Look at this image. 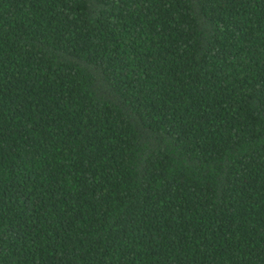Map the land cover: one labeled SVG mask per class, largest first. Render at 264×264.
<instances>
[{"label": "trees", "instance_id": "16d2710c", "mask_svg": "<svg viewBox=\"0 0 264 264\" xmlns=\"http://www.w3.org/2000/svg\"><path fill=\"white\" fill-rule=\"evenodd\" d=\"M0 264H264V0H0Z\"/></svg>", "mask_w": 264, "mask_h": 264}]
</instances>
